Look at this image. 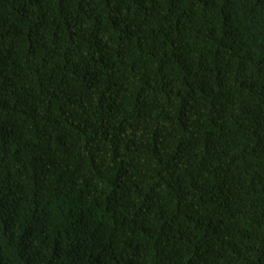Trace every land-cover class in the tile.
<instances>
[{"label":"trees","instance_id":"16d2710c","mask_svg":"<svg viewBox=\"0 0 264 264\" xmlns=\"http://www.w3.org/2000/svg\"><path fill=\"white\" fill-rule=\"evenodd\" d=\"M0 264H264V0H0Z\"/></svg>","mask_w":264,"mask_h":264}]
</instances>
